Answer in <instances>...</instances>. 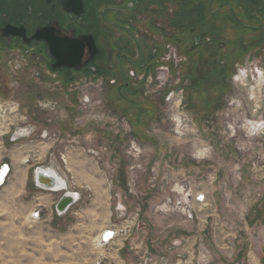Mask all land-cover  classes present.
Returning <instances> with one entry per match:
<instances>
[{
    "label": "rangeland",
    "instance_id": "obj_1",
    "mask_svg": "<svg viewBox=\"0 0 264 264\" xmlns=\"http://www.w3.org/2000/svg\"><path fill=\"white\" fill-rule=\"evenodd\" d=\"M259 5L192 0L190 9L173 16L172 25L165 13H153V4L111 13L101 22L108 49L96 72L54 69L40 62L36 51L0 52V162L12 146L23 153L29 141H37L49 147L47 159L40 161L54 159L68 190L81 194L65 214H57L52 202L62 191L47 196L32 186H16L12 176L0 190V264H97L101 251L93 239L102 232L99 227L122 221L136 208L141 216L132 241L125 242L130 264L142 248L152 260L175 261L182 249L176 240L197 234L200 220L209 227L201 235L208 264H252L245 255L247 237L264 264V13L256 11ZM167 43L187 58L169 84L148 86L130 76V70L154 75L159 64L151 51ZM128 83L136 90L133 98L127 93L130 102L112 95L118 84ZM175 89L182 95L167 100ZM62 94L69 96L66 104L51 99ZM31 108L35 116L24 119ZM29 123L35 127L30 137L12 142L14 128ZM132 141L140 153L130 149ZM183 189L206 195L198 218L187 220L174 210L176 204H167ZM36 196L47 205H37ZM37 209L40 218L33 219ZM214 231L237 233L236 259L219 250Z\"/></svg>",
    "mask_w": 264,
    "mask_h": 264
},
{
    "label": "flooded vegetation",
    "instance_id": "obj_2",
    "mask_svg": "<svg viewBox=\"0 0 264 264\" xmlns=\"http://www.w3.org/2000/svg\"><path fill=\"white\" fill-rule=\"evenodd\" d=\"M186 1L188 2V0H0V52L11 48H20L26 54L36 51L40 54L38 60L52 67L64 60L58 61L51 52L57 54L59 49L71 44V51L75 57L76 52L80 50L78 44H81V59L77 62L73 58L70 59L71 62H76V67L60 69L72 70L73 73L81 70L96 72L103 63L108 49L106 44L103 45L101 37V22L104 18L117 11L132 13L137 11L141 4H153V13L159 15L165 13L164 20L170 23L174 21L173 16L176 13V7L171 8V5L183 4ZM250 1L259 3L256 11L264 13L259 12L264 9V0ZM257 12L253 10L252 14ZM261 17L264 18L263 15ZM111 20L107 23L111 24ZM113 20H117L114 21L116 25H123L120 18ZM157 20L158 18L154 19L156 22ZM131 21L134 22L135 17H132ZM105 34L110 36L112 29L107 28ZM167 45L174 46L167 43L162 49L158 44V47L152 49L151 55L157 56V65ZM259 72L263 73L262 70Z\"/></svg>",
    "mask_w": 264,
    "mask_h": 264
},
{
    "label": "built area",
    "instance_id": "obj_3",
    "mask_svg": "<svg viewBox=\"0 0 264 264\" xmlns=\"http://www.w3.org/2000/svg\"><path fill=\"white\" fill-rule=\"evenodd\" d=\"M187 60L186 57L180 55L178 50L175 48V46L167 45L165 52L161 55L159 58V65L157 72L154 75H139L134 70H130L129 74L132 78H137L139 80H144L145 83L149 86L155 82L158 84L159 87H163L166 84H169L172 81V73L177 67H181L183 63ZM181 65V66H180ZM15 66L17 68L22 67L21 62H16ZM35 76L40 77L39 72L34 71ZM264 74V73H263ZM115 82V80H114ZM113 82V83H114ZM100 84V83H99ZM97 85V87L99 86ZM91 88H93L91 86ZM156 91V90H153ZM177 92L175 95L174 93ZM84 95V94H83ZM174 95V96H173ZM182 92H179L178 90H172L167 97V100H175V97L181 96ZM89 97V96H88ZM1 101V100H0ZM14 104V102H12ZM0 106H2V102H0ZM0 117H3L2 114H0ZM24 119H27L26 116L23 117ZM124 126L128 128L126 123H124ZM34 125H27L26 127H15L13 130V134L11 137V141H16L21 138L30 137V135L34 132ZM45 133V134H44ZM46 136V132L43 131L41 133V137ZM130 149L136 153L141 152L140 146L136 144L135 141H132ZM0 169H4V175L3 179L0 182V186L5 182V179L7 176H10L12 173L11 169L12 166L7 161H2L0 163ZM9 174V175H8ZM60 175V174H59ZM62 176V175H60ZM63 177V176H62ZM184 187V186H183ZM52 191H59L61 190H52ZM185 189H183L180 194L182 195L176 199L173 200V198L169 197L167 199V204H176V208L174 210L180 211L183 213L187 220H193L195 217L198 218L197 210H203L207 206L206 201V195L204 193H197L196 195H193L186 191L184 193ZM77 193V199L76 202H78L81 198V194L78 191H75ZM196 206H195V204ZM198 205V206H197ZM120 209H124L123 206H119ZM168 208V207H167ZM198 208V209H197ZM70 209V208H69ZM68 209V210H69ZM126 214V213H124ZM141 216L140 209L136 208L133 212L129 213L125 218H122V221L119 222H112L110 223V226L103 229L102 232L96 236V238L93 239V246L101 251L99 254V260H97V264H122L118 263L117 261H112V259L119 258V254L115 256L111 255V252L118 253L125 247V242L128 241V244L132 241L131 235L132 230L136 229L139 218ZM31 217L33 219H39L40 218V209H37L31 214ZM218 222H213L214 227L218 225ZM197 234L195 236V243L193 245L194 249L190 251L189 244H190V236H183L179 240H176V243L179 245H182L181 251L177 254V258L175 261L168 260L169 258L163 257V263L152 260L148 256V251L146 249H140L136 251V258L137 260L134 263L131 264H208L211 261L210 258V252L205 246L204 239L201 235L206 230V225L201 220L199 221ZM224 230V229H222ZM110 234V235H109ZM214 239L215 241L221 242V245L219 246V250L223 252L227 258L236 259L237 253L235 252V241L237 239V233L232 232H221V234L214 231ZM131 248L129 250L131 251L133 249L132 245H130ZM117 250V251H115ZM190 254L193 256L192 259H190ZM236 264H239L238 262Z\"/></svg>",
    "mask_w": 264,
    "mask_h": 264
},
{
    "label": "crops",
    "instance_id": "obj_4",
    "mask_svg": "<svg viewBox=\"0 0 264 264\" xmlns=\"http://www.w3.org/2000/svg\"><path fill=\"white\" fill-rule=\"evenodd\" d=\"M24 76H27V75H24ZM116 90H118L119 93L113 92V91H116ZM127 90L129 92H127ZM120 91H124V93H120ZM135 91L136 90H132L131 89L130 83L124 84L122 86L118 84L117 88L112 90V93H113L112 95H114L115 97L124 98V99H126L127 101L130 102L131 101L130 100L131 97L128 96L127 93L130 94L132 96V98H133ZM33 99H34V97L31 96L30 100L33 101ZM44 99L48 100L49 98L45 97ZM51 99H58L59 101H63L64 104H66V102L69 101V96H67V95L65 96V95L62 94L58 98H51ZM69 106H70V114H71V120H72L73 116L75 115V111H74V114L72 112V109L74 108V105H71L69 103ZM25 111H26V114H27V115L25 114V116H27V118L29 117L30 119H32V116H35V111H34L33 108H31L30 110L26 109ZM37 117H38L39 120H45V116L44 115H42V117H41L40 114H38ZM62 120L63 119L61 118V121ZM34 122L35 121H32V123H34ZM38 123L40 124V122H38ZM34 124H37V123H34ZM39 127L42 128L41 126H39ZM12 148H13L12 151L10 149L6 153V158L7 159L6 160H2L4 162L5 161L9 162L11 164V166H12V169H11L12 174L10 175L8 180H10V178L12 176H14V184L16 186H20V187H23V188H26L28 186H32L34 189H37L38 191H40V193L44 192V193L48 194V195L46 194L47 196L50 195V196L55 198L57 193H59V191L40 189L39 187H37L35 185L34 178H33V170L35 169V167L43 166L45 168H48L49 166H54V159H52L49 163H43V162L40 161L41 159H44V160L47 159V151L46 150H48L49 147L46 148V147H44V145L41 146V144H39L37 141H29L26 144V146H24L23 153H22L21 149H18L19 147H17L16 145L12 146ZM58 172H59L60 175L65 177V175H63L59 170H58ZM1 173H4V171H2ZM8 180H7V182H8ZM60 196L61 195L57 196L55 201L52 202V204H54V206L57 203V201L60 198ZM36 197L37 198L35 199V201H36L35 203L37 205H47L44 200H41L43 196H36ZM109 226H110V221H107V222H104L99 227V229L102 231L103 229H105V228H107ZM246 227H247V229H249V224H247ZM207 228H209L208 225H206V229ZM195 236H196V234L190 236V244L188 246L190 251H192L194 249L193 245L195 243ZM246 239H247V241H249V243H247V247L245 249V251H247L245 253V255L248 256L247 260H250V262H252V264H261V259H260V256L258 254L259 253V249L255 248L256 249V251H255L253 244L250 242V237L249 238L247 237ZM243 243H245V242H243ZM191 256L192 255L190 254V257H189L190 259H192V257H193V256L192 257ZM263 257H264V254H263ZM117 260H118L117 261L118 263L130 264L129 263L130 257L128 255V253L126 252V248H123L120 251L119 258ZM237 260H239V259L237 258Z\"/></svg>",
    "mask_w": 264,
    "mask_h": 264
},
{
    "label": "water",
    "instance_id": "obj_5",
    "mask_svg": "<svg viewBox=\"0 0 264 264\" xmlns=\"http://www.w3.org/2000/svg\"><path fill=\"white\" fill-rule=\"evenodd\" d=\"M75 46V44H74ZM77 46V45H76ZM80 50L76 52L75 57H73L71 44L64 46L61 50L57 51V54L51 52L52 55L56 56L58 61L63 59L60 64L52 65L54 69H60L64 67H76V62L81 59L82 56V46L78 44ZM54 53V54H53ZM73 58L76 62H71L70 59ZM34 182L37 187L43 190H61L63 193L58 199L55 210L57 214H65L69 208H71L77 199V193L72 190H68L65 179L56 172H51L43 166H37L34 169ZM64 184V185H63Z\"/></svg>",
    "mask_w": 264,
    "mask_h": 264
},
{
    "label": "bare ground",
    "instance_id": "obj_6",
    "mask_svg": "<svg viewBox=\"0 0 264 264\" xmlns=\"http://www.w3.org/2000/svg\"><path fill=\"white\" fill-rule=\"evenodd\" d=\"M251 128L253 129L256 125L254 124V123H252L251 122ZM255 125V126H254ZM256 129V128H255ZM48 167V166H47ZM49 171H51V172H56V173H58L59 174V172H58V169L56 168V167H54V166H49L48 168H47ZM2 171H5L4 169H0V182L2 181V179H3V175H4V173H1ZM9 175V174H8ZM8 177L9 176H7L6 177V179H5V182L0 186V190L2 189V187L7 183V180H8ZM33 178H34V170H33ZM63 178L65 179V182H66V184L68 183L67 182V179H66V177H64L63 176ZM64 185V184H63ZM56 205V204H55Z\"/></svg>",
    "mask_w": 264,
    "mask_h": 264
},
{
    "label": "trees",
    "instance_id": "obj_7",
    "mask_svg": "<svg viewBox=\"0 0 264 264\" xmlns=\"http://www.w3.org/2000/svg\"><path fill=\"white\" fill-rule=\"evenodd\" d=\"M189 5H191L192 6V2L191 1H189L188 0V2L186 1L185 3H183V4H177V6H176V13L175 14H177V13H179V12H182V11H184V10H188V9H190V7H189ZM179 11V12H178ZM203 13V12H202ZM196 16H198V17H202L203 16V14H199L198 13V11L196 12ZM197 82V81H196ZM195 83V82H194Z\"/></svg>",
    "mask_w": 264,
    "mask_h": 264
},
{
    "label": "snow or ice",
    "instance_id": "obj_8",
    "mask_svg": "<svg viewBox=\"0 0 264 264\" xmlns=\"http://www.w3.org/2000/svg\"><path fill=\"white\" fill-rule=\"evenodd\" d=\"M110 235V234H109Z\"/></svg>",
    "mask_w": 264,
    "mask_h": 264
}]
</instances>
